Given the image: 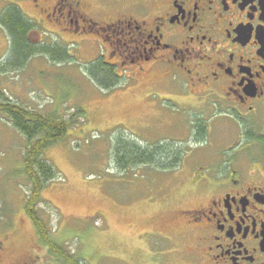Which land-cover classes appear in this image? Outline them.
Instances as JSON below:
<instances>
[{"label":"flooded vegetation","instance_id":"1","mask_svg":"<svg viewBox=\"0 0 264 264\" xmlns=\"http://www.w3.org/2000/svg\"><path fill=\"white\" fill-rule=\"evenodd\" d=\"M37 1L36 28L74 30L106 78L141 93L132 122L187 117L162 165L189 163L195 201L174 222L194 264H264V0H120L103 23L83 0Z\"/></svg>","mask_w":264,"mask_h":264},{"label":"rangeland","instance_id":"2","mask_svg":"<svg viewBox=\"0 0 264 264\" xmlns=\"http://www.w3.org/2000/svg\"><path fill=\"white\" fill-rule=\"evenodd\" d=\"M119 1L83 0L99 23L115 16ZM9 3L41 26L44 15L35 0H0V11ZM46 26L51 30L34 28L30 39L41 35L44 44L56 43L64 53L30 55L24 66L0 73V91L40 112L71 119L66 137L43 153L57 172L42 189L37 208L52 239L81 264H194L193 241L174 222L177 209L195 201L187 198L189 163L165 169L161 160L167 146L185 139L187 117L179 112L172 122L163 112L148 113L132 122L137 106L143 107L141 93L125 90V79L108 86L95 80L94 54L81 35ZM8 45L0 26V62L14 59ZM131 141L162 149L153 165L115 160L116 143ZM23 147V136L0 115V264H66L39 240L24 212Z\"/></svg>","mask_w":264,"mask_h":264},{"label":"trees","instance_id":"3","mask_svg":"<svg viewBox=\"0 0 264 264\" xmlns=\"http://www.w3.org/2000/svg\"><path fill=\"white\" fill-rule=\"evenodd\" d=\"M0 26L7 33L8 53H12L14 58L12 62H0V73L24 66L27 58L36 53L50 55L54 50L57 53H64V50L59 49L56 43L54 45L33 43L29 34L36 28V24L23 14L15 3H9L1 9ZM94 67L96 70L90 73L95 80L107 86L115 83V80L112 83L109 78H106L110 76L109 73L100 69L97 63H94ZM104 78L108 81L104 82ZM0 115L24 138L22 172L28 186L23 209L31 220L39 240L64 263L81 264L74 255L68 254L57 241L52 239L47 225L37 210L43 201L42 189L57 176L56 170L44 158L43 153L49 146L66 137L71 119L53 113L40 112L19 101L10 100L3 91H0ZM115 149L113 153L115 160L122 165L134 164L143 160L151 162L160 152L157 150H162L158 146L142 147L134 141L128 144L118 142ZM164 158L162 155L161 160L163 161Z\"/></svg>","mask_w":264,"mask_h":264}]
</instances>
